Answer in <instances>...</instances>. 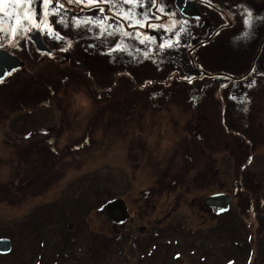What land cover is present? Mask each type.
Masks as SVG:
<instances>
[{
	"label": "rangeland",
	"instance_id": "rangeland-1",
	"mask_svg": "<svg viewBox=\"0 0 264 264\" xmlns=\"http://www.w3.org/2000/svg\"><path fill=\"white\" fill-rule=\"evenodd\" d=\"M172 1L160 0V3L167 13L175 14L165 15L170 20L165 26L170 27L175 21V27L171 31L160 28L159 36L139 30V26L130 30L131 27L117 20V23L104 21L102 25L86 22L89 18L98 21L96 16L103 17L100 8L82 11L74 16L60 10L58 14L50 13L47 17L55 30L53 36L59 33L66 40L68 35L78 36L80 41L77 42L75 55L76 63H79L77 77L83 78L84 82L90 79L91 88L100 83L103 77L111 98L121 99L123 96L115 106L108 101L110 106L106 105V111L110 116H116L108 117L109 121L101 125L102 131L94 128L97 131L89 140L71 134V141L76 140L74 153L63 151L64 140L60 138L62 141H56V150L52 147L46 149L44 145L42 154L35 149L36 153L30 154L29 158L25 154V146L30 143L22 138L17 141L16 137L29 136L34 139L43 128L57 125L55 108L28 109V106L19 105L23 97L20 87L22 76H29L26 67L8 77V110L4 103L0 107V239H8L11 250L7 255L0 256V264H43L46 261L59 264L58 258L71 249L70 243L78 242L79 235L73 231L79 227L92 228L93 232L107 236L116 235L117 240L114 239L113 243L117 248L119 243L120 249L115 255L107 252L98 264H243L247 257L256 259L255 264H264V254L260 251L264 248V233L259 232L264 227V65L260 70H257L258 65L262 63L252 67L261 37L257 38V42L250 43V48L253 46L250 53L245 48V42L239 38L232 37L229 41L218 38L206 47L210 53L204 58L209 62L202 69L204 73L193 69L195 74L189 71L191 74L186 75L188 80L192 79V83H184L179 75L183 72L181 64L185 59L183 53L186 44L176 35L180 33L182 20ZM205 1L227 11L232 19L234 14L240 17L238 11L245 16L251 12L249 33L260 26L263 36L264 0ZM118 2L123 3L118 11L131 8L135 13L147 11L152 16L154 8L150 0H146L144 7L135 3L125 4L123 0H116ZM109 4L112 5L111 0ZM0 5L4 7L5 3ZM31 7L39 19L43 9L40 0H36ZM28 8L24 0L20 3L8 0V16L13 20L23 19V15L18 13L27 12ZM250 8L252 11L248 10ZM211 12L213 17L218 14L214 10ZM66 17L71 21L67 22ZM27 20L31 26V17ZM124 21L129 25V21ZM125 32L130 35L125 36ZM44 33L47 35L45 40L52 41L55 46L59 39L51 37L47 30ZM163 33L166 34L164 38L161 36ZM64 43L67 44V41ZM168 43L172 47L182 46L178 48V54L162 52V49L172 51V47H161V44ZM5 44L0 41L3 48H6ZM12 44L15 47L8 43L10 51L27 64L35 62L34 65H37L39 53L29 39L27 43L20 41ZM92 44L108 52H86L88 45L93 48ZM117 44L125 50L126 57L130 55L124 63L117 60L118 50L112 53ZM109 50L114 57L107 54ZM241 52L245 53L242 58L248 61L239 65L235 60L241 56ZM260 54H263V50ZM42 56L47 59L56 54ZM138 59L141 62L137 64ZM130 60L136 64L132 65ZM188 65L191 66V63ZM195 66L201 68L199 64ZM31 69L37 71L36 68ZM249 71L247 81H251V85L246 98L254 102L250 106L254 111H241V108L235 111V103L244 100L241 91L246 90L241 89L243 80L232 81L230 78ZM201 73L214 75L215 79L201 78L204 80L198 81L195 75L200 76ZM30 76V81H34L35 74L30 73ZM136 90L140 91L141 98L134 104L127 102L129 111L127 106L123 109L125 102L122 106H116L125 97H132ZM92 91L94 97L99 93L95 88ZM0 92L4 99L5 81L0 83ZM157 92L165 93L163 102L155 100L158 104L152 105V108L145 97ZM76 102L83 109L87 107L88 113L105 108L104 104L93 107L89 101L87 103L81 91L77 92ZM256 104L262 105L258 111ZM67 108L71 106L68 104ZM84 113L78 112L77 125H85L87 129L88 115ZM241 115L249 120V125L235 119V116ZM203 119L208 121L207 132L213 134L212 137L210 134L201 136L206 145L205 151L202 147V153L211 155L208 160H216L221 178L213 186L204 185V192L219 189L230 195L231 212L223 213L220 222L233 220L231 228L210 230L216 222L205 223L201 230L196 231L177 227L183 224L195 227L199 224L195 212L199 198L193 205L189 195L196 197L201 191L191 178L187 182V177H192L193 172L190 170L185 174L190 167L184 163L187 158L180 151L186 149L183 142L188 146L192 139L197 140L193 133L191 139L185 140L186 125L194 130V121ZM95 124L99 127L100 120ZM107 124L108 127L104 129ZM215 126L219 128L218 132ZM82 133L84 135L85 130ZM49 138L44 143H49ZM215 139H219V145ZM78 141H81L80 144ZM35 160L38 165L34 163ZM114 198L124 199L130 213V220L121 227L109 223L98 211L103 201ZM87 204L88 213L84 210ZM80 209L83 211L75 215L73 211ZM171 209L177 211L165 220ZM188 210L192 211L190 217L185 215ZM255 213L262 215H256V219L252 216ZM137 226H144V230L139 231ZM147 226L148 232L145 234ZM63 243H68L66 250L62 247ZM233 259H237V262L233 263ZM92 262L90 258L86 261L88 264Z\"/></svg>",
	"mask_w": 264,
	"mask_h": 264
},
{
	"label": "flooded vegetation",
	"instance_id": "flooded-vegetation-1",
	"mask_svg": "<svg viewBox=\"0 0 264 264\" xmlns=\"http://www.w3.org/2000/svg\"><path fill=\"white\" fill-rule=\"evenodd\" d=\"M193 2V3H189ZM248 2L250 0H247ZM61 3L65 4L66 9L63 10L66 14L69 15H75L78 14L79 12L85 11H92V10H97L99 8H103L104 11L102 13L103 17H107L108 19L104 20L107 23L110 21H119L120 23L123 24L124 19L119 16L114 14L112 11H110L109 9L112 8V5H110L109 3H98L95 5H90L89 9L88 6H83L81 4H76V3H72L69 4L67 2H65L64 0H60ZM251 2V1H250ZM177 3V5H176ZM261 3V2H260ZM258 3V4H260ZM122 2H118L116 3V7L113 8L112 10H120V5H122ZM172 4L174 5L175 10L178 12L179 17L182 20V25L187 29L184 32H180L178 37H181V40L183 43L186 44V47H184V60H182V75L180 74L179 77L182 76V81L184 83L189 82L188 80V76H186L188 73L191 74L190 72L194 73L192 70H198V71H203L202 69H205L207 64L209 63L208 61H206V59L204 60L205 57L208 56V53H210L209 50L206 49V47L209 45H212L213 42H215L218 38L220 39H224L226 41H229L230 38L234 37V39L239 38L241 40H243L245 42V48L249 51L250 53V49L252 50V47L250 48V43H253L254 41L257 42V38L261 37L259 39L258 45H257V50L255 51V55H254V59H253V63H252V67L254 65L261 64L262 65H258L257 70H260L263 67V63H264V34L263 36H261V31H262V27L260 26H256L255 29L253 30V33H249V29H251V26L249 25H245L244 21L245 19H249L250 23L252 18L245 16L242 12L238 11L240 13V17H237L234 14V19L230 18L227 14V11L224 12L223 9L221 8H217L216 6H214V4L205 1V0H173ZM189 5L190 6V12H187V15H183L182 12L180 11L178 5L181 6H185V5ZM77 5H81V6H77ZM193 6V7H192ZM78 7V8H76ZM196 8V10L194 9ZM0 9H2V12H0V28H3V32H0V41H4L6 44V48H3L2 46H0V49H5L9 52H11L12 54H15L17 57H19L16 53L10 51L8 49V43H10L12 46V42H24L27 43L28 39L30 38L31 33L30 32H34L37 31L34 28L29 32H23V33H19V29H18V24L17 21L18 20H13L11 17L8 16V0H6L5 2V6L2 7L0 5ZM77 9H79L77 11ZM212 10L216 11L218 14L216 17L212 16ZM250 11H252V8L248 9ZM201 13V17L197 18L195 16H192L191 14L193 13ZM155 14L157 16H160L161 14L159 12L156 11V9L154 8L152 10V14ZM87 14V13H86ZM94 14V13H93ZM198 14V13H197ZM8 17L10 18V22H8ZM70 17V16H69ZM69 17H66L67 22L71 21V19H69ZM98 18L97 16L95 17L96 19H102ZM81 19V18H80ZM223 20V22H222ZM187 21L186 24H184V22ZM226 21V22H225ZM28 22V20H27ZM170 20L167 19V16H163L160 20L157 19H151L149 20V23L152 25H166V23H169ZM222 22V23H221ZM29 23V22H28ZM105 23V24H107ZM117 23V22H116ZM124 25H128L126 22L124 23ZM29 27H31L29 25ZM17 29L18 30V34L15 35V37H13L12 35V30L13 29ZM197 28V30H196ZM132 28H130L131 30ZM74 30V28H73ZM139 30L144 31V32H149L150 31V35H157L159 36V30L160 28H152V27H139ZM197 31V33H195ZM41 37H42V41L44 43V45L47 47L48 51H44V52H38L36 49V51L39 53V59L37 65H34V63L32 65L27 64V62L22 59L21 57H19L23 62H24V68L26 67V73L30 76V73H34L35 74V79L34 81H30V77L29 76H22V81L20 84V87H22V91H21V95L23 93V97L21 96L20 98V102L19 105L20 106H28V109L34 108V109H38V108H49L51 106H53L55 108V123H57V125L55 126H47L45 128H43L40 133L38 134L37 137H35L34 139L30 138L29 136H22V137H16L17 141H19L20 138H22V140H24L27 143L25 146V151H29L31 154L35 152V149L38 150L39 154H42L43 152V148L45 145V148L50 149V147L55 149V144L56 141L60 138H63L64 140V149L63 151H67L68 153H74L76 151V147L73 145L75 143L76 140H72L71 141V134L73 133L76 137L77 134L79 135V137H85V139L89 137L91 138L94 134V132H96L97 130L102 131V126L105 122L109 121L108 117H112L116 116V115H112L110 116L109 112L106 111V105H108V101L109 104L115 106V104L122 99L120 97H116V99H113L109 96L108 91H107V81L106 79H104L102 77L101 82L100 83H96L95 88L96 92H99L98 94H96V97H94L92 88H91V81H89L90 79H88V82H84L83 78H78L77 74H76V70H77V64L76 63V52H77V42H79L80 40L77 39V35L76 34H71L68 35L67 40L63 38V36H60L62 38H60L57 41V44L55 46H53V42L49 41L48 39L45 40L46 38V34L44 33V29L42 26V30H39ZM163 38L166 36V34H162L161 35ZM49 37V36H48ZM53 38H56L55 36H51ZM56 41V40H55ZM67 41V44H65L64 42ZM60 43V44H59ZM92 43V41H91ZM227 43V42H226ZM69 45H71L69 47ZM93 46V44H92ZM15 47V46H13ZM51 47H54L56 49H52ZM89 49L86 50V52L91 51V52H98V54H102L103 52H108V51H104L102 48L98 49L96 47L93 46V48H91L88 45ZM182 46H180L181 48ZM179 46H174L171 48L172 51H166L164 49H162V52H164L165 54L167 53H176L177 51H179ZM261 50H263V54L261 53ZM52 53H55L56 56L55 57H48L47 59L44 58V54L46 55H51ZM112 53H115L114 51ZM82 54V53H80ZM108 55L110 54L112 56V54L107 53ZM178 54V53H176ZM244 52H241V56L235 60L236 64L242 65L243 63H245L246 59L242 58V56L244 55ZM111 56H109L108 58H110ZM130 56V55H129ZM128 56V57H129ZM193 56V58H192ZM114 57V56H112ZM126 57V53L125 50H118L117 52V60L120 63H124L126 62L127 58ZM149 57V56H147ZM209 58V57H208ZM149 59V58H147ZM137 64L140 62V59H138ZM135 61L130 60V63L133 65L136 64ZM188 63H191V66L188 65ZM194 64V65H193ZM199 64L201 65V68H197L195 65ZM28 66V67H27ZM172 66V65H171ZM22 67V68H23ZM157 67V66H156ZM160 68H162L161 66H159ZM31 68H36L37 71L33 72V69ZM21 69V68H20ZM17 71V70H15ZM15 71H13L10 75H7L5 77V79L3 81H5V86H6V97L3 99V93L0 92V107L3 105H5L6 110H8V87L10 86V84H8V77H10ZM185 71V72H184ZM190 71V72H189ZM200 73V72H199ZM204 73V72H202ZM200 76L195 75L196 79L198 81H202L204 79L201 78H213L215 79L214 75H209V74H202ZM251 73V71L249 72H245L240 76H231V80L232 81H241L243 80V82L241 83V89L242 90H246L245 92L241 91V96L244 100H239L238 103H235V111L241 108V111L243 110H247L248 112H252L254 111V108H250L251 105L254 104V102H251L249 100V98H246L247 94H248V88L251 85V81H247V75H249ZM86 74V73H85ZM195 74V73H194ZM87 75V74H86ZM50 78V79H49ZM192 80V79H191ZM192 83V81H191ZM164 84V83H163ZM256 84V83H254ZM38 85H40L39 87H37ZM15 86V84H14ZM96 86L98 88H96ZM124 89V87L122 88ZM141 90V89H140ZM81 91L82 94L85 95V100L91 103V105L93 107H97L99 105L104 104L105 108H102L101 111H99V109H96L95 112L93 113H88L87 111V107L85 109H83L82 107L78 106L77 102H76V95L77 92ZM136 93L132 96V97H123L124 101L123 102H119L118 106H122L123 103L125 102V105L123 107V109H126L127 106V102H131V104H134L136 101H139L141 96H140V91L136 90ZM98 95V96H97ZM161 95V97H160ZM165 93L164 92H157L154 93L153 95H147L146 100L150 101V106L152 107V105L154 104H158L155 103V100L158 101H162L163 102V97H164ZM237 99V98H235ZM29 100H31L32 102H29ZM236 101V100H235ZM202 102H204V100L202 99ZM251 102V104H250ZM256 102V101H255ZM36 104V105H34ZM70 105L71 108L68 109L67 105ZM161 103L158 105L160 107ZM110 106V105H108ZM256 110H260L261 106H259V104H256ZM246 107V108H244ZM154 108V107H152ZM115 110L116 107L114 108ZM127 109L129 111V106H127ZM78 112H85L84 114L88 115L87 120L89 122V124L87 125V129H85V125L81 126L78 124L77 125V116H78ZM245 114V113H243ZM239 120V122H241L244 125H249L244 116L241 115V117H237L235 116V119ZM98 120H100V126H96L95 122H97ZM264 120V119H263ZM122 121V120H121ZM205 121V122H204ZM123 122V121H122ZM194 130H192L191 128L189 129L188 124L186 125L187 130L185 132V140H188L189 138H192V134L193 133L195 135V137H197V140L192 139L190 142V145H186V142H183L184 145L186 146V149L184 148L183 150H181L180 152L182 153L183 151V155L184 157L187 158V162L185 161L184 163H188L187 167H190L186 170L185 174H188V172L190 173V170L192 173V177H187V182L188 180L191 178L192 182L195 184L196 188L199 189V191H201L200 195L198 196H194L192 194H190V201L191 203L194 205V203H196V198H199V200L197 201V210L196 212V219L198 220L197 222L199 223L198 225H196L195 227L190 225H179L177 226L178 228H184L188 227L190 230L192 231H196V230H201L203 225L205 223H210V222H216L215 225L210 229H216V228H231V223H233V220H229L228 223L226 222H220V217L222 216L223 213H218L216 214L211 208L205 206L204 204V200L213 194H217V193H225V190H213L210 192L205 193L204 192V185L205 187H209V186H213L216 183L220 182V177H219V169L217 168L216 165V160H208L209 157L211 156L210 154L205 156L202 153V150L204 149L205 151V142L202 140L201 136H204L206 134H210L212 137L213 132L206 130V128L209 126L208 125V121L207 119H203L202 121H194ZM95 124V125H94ZM94 126V127H93ZM108 127V124L104 127V129ZM259 127H262V123L259 125ZM96 128H98L97 130H95ZM218 127L215 126V130L218 132ZM82 130H85V134L83 135ZM263 130V129H261ZM105 132V131H104ZM50 139L49 143H44L46 138ZM83 139V138H82ZM61 140V139H60ZM78 140V139H77ZM16 141V142H17ZM62 141V140H61ZM82 141V140H81ZM81 141H78V143L80 144ZM217 145H219V139H215ZM17 144V143H16ZM71 146H72V151H71ZM203 147V149H202ZM190 149H192V151L190 152ZM56 150V149H55ZM36 153V152H35ZM38 160V158L36 159ZM190 161V162H189ZM38 162V161H37ZM38 165V163H35ZM218 176V177H217ZM185 178V177H184ZM235 184V183H234ZM245 193V191H244ZM228 194V193H226ZM229 195V194H228ZM230 197V195H229ZM231 197H230V201H229V209L228 211L224 212V213H230V207H231ZM177 211V209H171L167 212L166 215V219H168L169 217L173 216L171 215L172 213H175ZM191 210H188L185 212V215H188L190 217L191 214ZM237 214V213H236ZM130 215V213H129ZM261 216L262 214L259 213H255L254 215H252L254 218H256L257 216ZM175 217V216H174ZM263 218V217H262ZM257 219V218H256ZM130 220V217L126 220L125 223H127ZM192 222V220H191ZM110 223V222H109ZM122 224L123 226L125 225ZM218 223V225H217ZM153 225H155V222H152ZM122 225H115L117 227H121ZM151 226V224H150ZM245 226V224H244ZM125 228V227H124ZM143 228V229H142ZM121 228L117 229V231H119ZM123 229V228H122ZM137 229L140 231L141 229L144 230V226H137ZM116 232V231H113ZM148 232V226L147 229L145 230V234ZM259 232L264 233V227L259 229ZM117 233V232H116ZM144 234V235H145ZM261 254H264V248L260 249ZM102 257V256H101ZM101 257L99 256L98 258H95V263L96 261L100 262L101 261ZM81 262L83 261L82 259L80 260ZM87 261V260H86ZM86 261H84L83 263H85ZM233 263L237 262V259H233L232 260ZM256 259L253 260V258H249L247 257V261L246 263L244 262L243 264H255ZM82 263V264H83Z\"/></svg>",
	"mask_w": 264,
	"mask_h": 264
},
{
	"label": "snow or ice",
	"instance_id": "snow-or-ice-1",
	"mask_svg": "<svg viewBox=\"0 0 264 264\" xmlns=\"http://www.w3.org/2000/svg\"><path fill=\"white\" fill-rule=\"evenodd\" d=\"M6 0H0V4L5 3ZM17 3H20L21 0H16ZM25 3H27L29 5V8L27 10V12H21L18 13V15H23V19L18 20L17 24H18V29H19V33H23V32H27V31H31L33 28L35 30H42V26L44 30L48 31L49 35H52L53 32L55 31L54 28L52 27L51 23L47 21V17L49 16V14H58V12L60 10H65L66 6L65 4L61 3L60 0H40L41 4L43 5V9L42 12L39 16V19H37V13L35 12V10L31 7V5L36 3V0H24ZM112 2V8H110L109 10H112L113 8L116 7V0H111ZM123 2L125 4H137L140 7H144L146 0H123ZM69 4L72 3H76V4H83L85 6H89V5H95L98 3H109V0H68ZM151 3V7L155 8L157 12H159L161 15L160 16H156L154 13L152 14V16H149V13L143 12L142 14H138L133 12V10L131 8H128L126 11H117L114 14L121 16L124 20L129 21V27H152V28H164L165 31H171L172 28L175 27V21L172 22V25L170 27H166L165 25L161 24V25H152L149 23V20L151 18H155L157 20H160L163 16L165 15H175L173 14H169L165 11V7L161 5L160 0H150ZM99 11L101 13H103L104 9L100 8ZM0 12H2V9H0ZM248 17H252V13L248 12L247 13ZM31 17V27H29V23L27 22V18ZM142 17V18H140ZM108 19L107 17H103L102 19L98 20V21H93L92 18H89L88 21L86 22H91V23H97V24H103L104 20ZM63 22V21H60ZM187 21L184 22V24H186ZM245 25H250V20L249 19H245L244 21ZM187 29L182 25L180 27V32H184ZM0 32H3V28H0ZM18 34V30L17 29H13L12 30V35L13 37H15V35ZM179 32L176 33L177 36H179ZM125 36L130 35L129 33L125 32L124 33ZM137 35H141L140 33H137ZM55 36L57 39H60L62 37H60L59 33H55ZM147 39L151 40V37H147ZM144 41L142 40L141 43H143ZM177 43H179V41L177 40ZM71 45H69L70 47ZM172 47L173 45L171 43H168L167 45L165 44H161V47ZM116 50H122V46L120 44H117L115 49H112V51H116ZM4 81L2 79H0V83H3ZM189 82L191 83V80H189Z\"/></svg>",
	"mask_w": 264,
	"mask_h": 264
},
{
	"label": "water",
	"instance_id": "water-1",
	"mask_svg": "<svg viewBox=\"0 0 264 264\" xmlns=\"http://www.w3.org/2000/svg\"><path fill=\"white\" fill-rule=\"evenodd\" d=\"M189 3H193V2L189 1ZM178 7L183 15H187L188 14L187 12H190V6L187 4L185 6L178 5ZM194 9L196 10V8ZM197 13H193L191 15L200 18L201 13L199 12ZM30 39L35 45V48L37 50L41 52L48 51L47 47L44 45L42 41V37L39 31H34ZM22 66H24V63L20 59L10 54L6 50L0 49V79L3 80L12 71L19 69ZM229 201H230V197L228 194L217 193L208 196L204 200V204L205 206L211 208L216 214H218V213H223L229 209ZM98 211L111 223L116 225L123 224L129 217L125 201L122 198H114L103 202L99 207ZM10 250H11L10 241L6 238H1L0 254L5 255L9 253Z\"/></svg>",
	"mask_w": 264,
	"mask_h": 264
},
{
	"label": "trees",
	"instance_id": "trees-1",
	"mask_svg": "<svg viewBox=\"0 0 264 264\" xmlns=\"http://www.w3.org/2000/svg\"><path fill=\"white\" fill-rule=\"evenodd\" d=\"M185 129H187V127ZM25 154L30 158L31 153L29 151L26 150ZM34 163H36V160ZM86 207L88 208V204L85 205L84 208L85 212L87 213L90 212V210L88 211ZM79 211H83V210L80 209L73 212L75 213V215H77ZM73 232L79 235L78 242L70 243L71 249H68L65 254H62V256H60L61 258H58L59 264L62 263L64 264L66 261H71L69 264H82L84 261H86L89 258L95 260V258L96 257L98 258L99 256L100 257L102 256L101 257V262H102V260L104 259V255L106 256L107 252L113 253L115 255V253H117L118 251V248L120 249L118 241H117L118 248L117 245L113 243V240L116 239V235L114 234L107 236L102 233L93 232L92 228L85 229V227L76 228ZM84 234H86V237L84 236ZM67 244L68 243H63L62 244L63 246L61 245L64 248V250H66ZM81 259L83 260L82 262L80 261ZM51 262L52 261H46L43 264H52ZM98 263H99L98 261H96V263L94 261L92 262V264H98ZM83 264H88V263L85 262Z\"/></svg>",
	"mask_w": 264,
	"mask_h": 264
},
{
	"label": "bare ground",
	"instance_id": "bare-ground-1",
	"mask_svg": "<svg viewBox=\"0 0 264 264\" xmlns=\"http://www.w3.org/2000/svg\"><path fill=\"white\" fill-rule=\"evenodd\" d=\"M4 80V79H3Z\"/></svg>",
	"mask_w": 264,
	"mask_h": 264
}]
</instances>
